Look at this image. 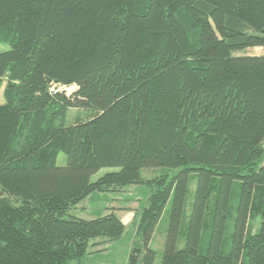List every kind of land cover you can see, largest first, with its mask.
<instances>
[{
	"label": "trees",
	"instance_id": "1",
	"mask_svg": "<svg viewBox=\"0 0 264 264\" xmlns=\"http://www.w3.org/2000/svg\"><path fill=\"white\" fill-rule=\"evenodd\" d=\"M0 44V264L86 262L127 227L116 208L70 211L131 186L144 247L127 264H155L173 196L160 264H264V0H0Z\"/></svg>",
	"mask_w": 264,
	"mask_h": 264
},
{
	"label": "rangeland",
	"instance_id": "2",
	"mask_svg": "<svg viewBox=\"0 0 264 264\" xmlns=\"http://www.w3.org/2000/svg\"><path fill=\"white\" fill-rule=\"evenodd\" d=\"M10 49L9 45L0 44V53H4ZM262 51L257 48H249L244 50L243 52H239L238 55L241 56H250V55H259ZM6 83L2 80L0 84V105L5 104V98H4V88ZM74 89H76L75 86H71L66 91V95L70 96L74 93ZM77 111L71 109L67 115L66 119V125L72 126L76 122V116ZM67 163V155L65 153H61L58 157L57 165L62 167L65 166ZM264 165V161H263ZM117 169H102L99 173H97L95 176L92 177V182H96L100 177L104 176L107 173L116 172ZM162 171L155 170V172L151 171L150 169H144L141 171V174L145 178H154L160 175ZM240 183L237 182L235 184L234 190H233V197L231 199V211H230V217L227 221V235L226 237H230L233 233L234 229V223H235V217H236V206L238 202V193L240 191ZM197 188V175L191 174V178L189 181V192L187 197V204L185 208V229L188 226V222L191 218L192 214V203L195 198V192ZM145 191L141 187L137 186H131L126 188L124 191H121L119 193H96L92 197H89L88 199L84 200L79 206L72 209L70 211V216L78 217L81 219L86 220H93L96 219L99 216L106 215L105 211L109 208H116L122 211L120 213V217L127 218L126 216L131 217V221H128L127 219H124L125 222H127V232L125 237L122 240L119 241H113L107 244H105L103 247H106L107 249L102 253H96L95 249H91V255L86 257V262L84 264H127L128 257L130 255L131 249L134 246L137 248L142 249L143 243L141 236L137 234L136 230V224H133L135 214L140 211V207L144 205V193ZM1 195V194H0ZM173 197L169 200L164 213L162 215V218L154 232L152 241L150 243V247L154 249L157 253V259L155 264H160L161 260L163 258L164 253V245L170 225L171 220V210L173 205ZM215 199V192L211 196V203L213 204ZM14 202V201H13ZM16 202H14L15 204ZM21 203L15 204L20 205ZM130 210V211H129ZM132 211V212H131ZM130 213V214H129ZM212 216V214H211ZM211 216L208 218L209 221L212 219ZM133 219V220H132ZM259 227V222L255 223V226L253 228V231H256ZM103 240V239H98ZM184 242L182 245H180V248H183ZM82 263V264H83ZM76 264V263H72Z\"/></svg>",
	"mask_w": 264,
	"mask_h": 264
},
{
	"label": "crops",
	"instance_id": "3",
	"mask_svg": "<svg viewBox=\"0 0 264 264\" xmlns=\"http://www.w3.org/2000/svg\"><path fill=\"white\" fill-rule=\"evenodd\" d=\"M130 211V210H129ZM122 211H118V214H119V216H120V213H121ZM132 212V211H131ZM130 214V213H129ZM127 218L129 217V216H126ZM127 218H124V217H121V219H122V221H123V223L126 225V227L128 226L127 225V222L128 221H131V217H129L128 218V221L127 222H125L124 221V219H127ZM133 220V219H132ZM132 222V221H131ZM98 242H102V240H98ZM105 244H107V243H103V244H101V245H99V246H97V249H95V250H106L107 248L106 247H103Z\"/></svg>",
	"mask_w": 264,
	"mask_h": 264
},
{
	"label": "built area",
	"instance_id": "4",
	"mask_svg": "<svg viewBox=\"0 0 264 264\" xmlns=\"http://www.w3.org/2000/svg\"><path fill=\"white\" fill-rule=\"evenodd\" d=\"M53 90H54L55 93H58V92L66 93V91L68 90V88L58 87V86L54 85L53 86Z\"/></svg>",
	"mask_w": 264,
	"mask_h": 264
}]
</instances>
